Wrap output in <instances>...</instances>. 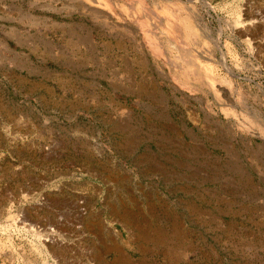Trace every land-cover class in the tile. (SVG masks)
<instances>
[{
	"label": "rangeland",
	"instance_id": "1",
	"mask_svg": "<svg viewBox=\"0 0 264 264\" xmlns=\"http://www.w3.org/2000/svg\"><path fill=\"white\" fill-rule=\"evenodd\" d=\"M69 260L264 264V0H0V264Z\"/></svg>",
	"mask_w": 264,
	"mask_h": 264
},
{
	"label": "bare ground",
	"instance_id": "2",
	"mask_svg": "<svg viewBox=\"0 0 264 264\" xmlns=\"http://www.w3.org/2000/svg\"><path fill=\"white\" fill-rule=\"evenodd\" d=\"M174 51V50H173ZM20 218V217H19ZM21 220V219H20ZM47 230H49V228H47ZM45 235H48V237H46L45 239H46V241H57L56 243H59V245H62L63 244V242H61V241H59V240H55V239H53V237H55V236H57L58 238H60V237H62L61 236V234H59L58 233V231L57 230H54V229H51L50 230V232H46V234ZM117 235V234H116ZM61 240H63V239H61ZM75 259V258H74ZM76 263V262H75ZM68 264H73V261L72 260H69L68 261Z\"/></svg>",
	"mask_w": 264,
	"mask_h": 264
}]
</instances>
